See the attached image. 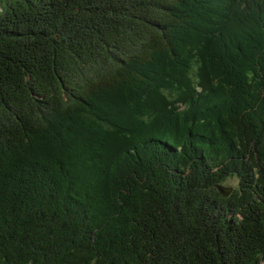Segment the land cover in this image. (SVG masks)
<instances>
[{
    "label": "trees",
    "instance_id": "obj_1",
    "mask_svg": "<svg viewBox=\"0 0 264 264\" xmlns=\"http://www.w3.org/2000/svg\"><path fill=\"white\" fill-rule=\"evenodd\" d=\"M0 264H264V0H0Z\"/></svg>",
    "mask_w": 264,
    "mask_h": 264
},
{
    "label": "rangeland",
    "instance_id": "obj_2",
    "mask_svg": "<svg viewBox=\"0 0 264 264\" xmlns=\"http://www.w3.org/2000/svg\"><path fill=\"white\" fill-rule=\"evenodd\" d=\"M223 186L226 188H232V190H233V189L237 188V181H236V179L231 178V179L227 180Z\"/></svg>",
    "mask_w": 264,
    "mask_h": 264
},
{
    "label": "water",
    "instance_id": "obj_3",
    "mask_svg": "<svg viewBox=\"0 0 264 264\" xmlns=\"http://www.w3.org/2000/svg\"><path fill=\"white\" fill-rule=\"evenodd\" d=\"M218 190L222 194V197H227L232 192V188H226L224 186H218Z\"/></svg>",
    "mask_w": 264,
    "mask_h": 264
}]
</instances>
